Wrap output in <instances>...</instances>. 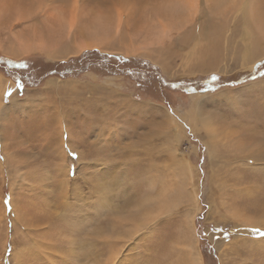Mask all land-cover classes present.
Masks as SVG:
<instances>
[{
  "label": "rangeland",
  "instance_id": "rangeland-1",
  "mask_svg": "<svg viewBox=\"0 0 264 264\" xmlns=\"http://www.w3.org/2000/svg\"><path fill=\"white\" fill-rule=\"evenodd\" d=\"M10 1L0 76L15 91L0 105L20 104L0 112V264H264V54L251 72L242 62L250 2L221 0L222 13L198 0L196 14L186 0ZM159 23L168 32L146 52L101 40ZM211 31L219 58L205 72L195 60Z\"/></svg>",
  "mask_w": 264,
  "mask_h": 264
},
{
  "label": "bare ground",
  "instance_id": "bare-ground-1",
  "mask_svg": "<svg viewBox=\"0 0 264 264\" xmlns=\"http://www.w3.org/2000/svg\"><path fill=\"white\" fill-rule=\"evenodd\" d=\"M7 1V0H6ZM12 1V0H11ZM10 1V2H11ZM17 1V0H16ZM26 1V0H25ZM28 1V0H27ZM29 1H31V0H29ZM36 0H34V2H35ZM127 1H129V0H127ZM155 1V0H154ZM163 1V0H162ZM165 1V0H164ZM167 1H169V0H167ZM223 1H225V0H222V2ZM227 1V0H226ZM232 1V0H231ZM256 0H246L245 2L246 3H249V7H250V10H249V12H250V14H249V17H250V19H248V17L247 18H245V21L244 22H242L243 23V26L241 27L242 28V30H243V33H242V35H241V39L243 40V43H244V48H243V54H242V62L245 60H247V63L249 62H251V61H253L256 57H260V56H262L263 54H264V3H262V2H260V1H256ZM9 2V3H10ZM60 2V1H59ZM149 2V1H148ZM156 2V1H155ZM209 2V0H202V10L201 11H203V10H206V4ZM222 2H221V0H213V2H211L212 4V6H213V9L214 10H216V11H220V12H222V10H221V8H224L223 6H221L222 5ZM239 2H240V0H239ZM8 3V2H7ZM32 3H33V0H32ZM153 3V2H152ZM167 3V2H166ZM188 3V8H189V10H191V9H194V11L193 12H197L196 14H200V13H198V11L196 10V8H197V6L199 5L200 6V4H198V0H186V4ZM221 3V4H220ZM225 3V2H224ZM230 3H233V2H230ZM17 4V3H16ZM20 4V3H19ZM26 4V3H25ZM38 4V3H37ZM37 4H35V5H37ZM177 4V3H176ZM6 5V4H5ZM13 5V4H12ZM29 5V4H28ZM153 5H154V3H153ZM229 5V4H228ZM227 5V6H228ZM246 5V4H245ZM10 6V5H9ZM39 6V5H38ZM155 6V5H154ZM157 6V5H156ZM240 6V5H239ZM238 6V7H239ZM13 7V6H12ZM15 7V6H14ZM29 8L30 7H32V6H28ZM45 7V6H44ZM144 7V6H143ZM209 7V6H208ZM245 7V6H244ZM35 8V7H34ZM160 8V7H159ZM144 8H142V10H143ZM148 9V8H147ZM146 9V10H147ZM232 9V8H231ZM25 10H27V9H25ZM43 11V10H42ZM49 11V10H48ZM165 11V10H164ZM225 11V10H224ZM263 11V12H262ZM27 12H30V11H27ZM55 12V11H54ZM145 12V11H144ZM182 12V11H181ZM188 12V11H187ZM190 13H191V11H189ZM30 13H32V12H30ZM50 13V12H49ZM52 13H53V11H52ZM51 13V14H52ZM160 13V12H159ZM159 13H158V15H159ZM173 13V12H172ZM223 13V12H222ZM241 13V12H240ZM50 14V15H51ZM175 14V13H174ZM194 14V13H193ZM31 15V14H30ZM46 15V14H45ZM53 15V14H52ZM60 15V14H59ZM59 15H58V17H59ZM172 15V14H171ZM177 15V14H176ZM181 15V14H180ZM28 16V15H27ZM37 16V15H36ZM57 16V15H56ZM61 16V15H60ZM170 16V15H169ZM179 16V15H178ZM190 16V15H189ZM201 16V15H200ZM206 16V15H205ZM205 16H203V17H205ZM157 17V16H156ZM155 17V18H156ZM160 17V16H159ZM163 18H164V16H162ZM173 18H174V15L172 16ZM192 17V16H191ZM37 18H39V17H37ZM52 18H53V16H52ZM171 18V17H170ZM169 18V19H170ZM41 19V18H40ZM43 19H45V17L43 18ZM63 19V18H62ZM166 19V18H165ZM189 19V18H188ZM193 19V18H192ZM233 19V18H232ZM234 19H235V17H234ZM46 20V19H45ZM59 20H61V19H58L57 18V21H59ZM152 20V19H151ZM150 20V21H151ZM158 20V19H157ZM171 20V19H170ZM202 20V19H201ZM44 21V20H43ZM42 21V22H43ZM148 21V20H147ZM149 21V22H150ZM156 21V20H155ZM178 21V20H177ZM238 21V20H237ZM40 22V21H39ZM49 22H50V20H49ZM52 22V21H51ZM61 22V21H60ZM59 22V23H60ZM175 22V21H174ZM181 22V21H180ZM185 22H186V19H185ZM184 22V23H185ZM58 23V22H57ZM241 23V22H240ZM36 24H37V22H36ZM51 24V23H50ZM56 24V23H55ZM60 24H62V23H60ZM160 24V23H159ZM176 24V23H175ZM178 24H180V23H178ZM199 24V23H198ZM42 25V24H41ZM46 25V24H45ZM52 26H54V25H52ZM133 26V25H132ZM131 26V27H132ZM156 26V27H155ZM155 26H146V28H143V29H137L136 31L137 32H135V33H133V34H129L128 32L127 33H116V34H118V36H117V38L116 39H114V37L112 36V35H106L105 37H101V40L104 42V44H106V45H109L110 47H112L113 48V46L114 47H119V48H122V44L124 43V42H129L131 45L130 46H127V47H125L124 46V48L126 49V48H129V47H133L134 46V48H135V50H141V51H143V52H146V50L148 49V46L150 45V42L153 40V39H157L156 41H160V40H162L165 36H164V34L166 33V32H168V31H166V29H165V26L163 25V24H160L159 26H157V25H155ZM174 26V25H173ZM185 26V25H184ZM195 26V25H194ZM179 27V26H178ZM185 27H187V26H185ZM190 27V26H189ZM30 28V27H29ZM127 28V27H126ZM176 28H177V26H176ZM50 29H51V27H50ZM169 30H171V29H169ZM189 30V29H188ZM206 30H207V28H206ZM58 31V30H57ZM185 31V30H184ZM192 31V30H191ZM60 32V31H59ZM62 32V31H61ZM174 32V31H173ZM185 33H187L186 31H185ZM55 34V33H54ZM228 34V33H227ZM57 35V34H56ZM169 35V34H168ZM177 35H179V34H177ZM55 36V35H54ZM95 36V35H94ZM172 36V35H171ZM170 36V37H171ZM190 40H192V39H194L195 41H197L198 42V40H199V36L197 37V36H193L191 33H190ZM188 36V37H189ZM220 34H217L216 32H206L204 35H202V39H203V42L199 45V46H201V45H203V47H204V49H201L200 51H199V57L195 60L198 64H199V66H198V68L201 70V69H206V70H204L205 72H208L209 70H211V71H216V69H217V67H216V63H217V57H218V54H219V50H220V42H219V39H220ZM90 37V36H89ZM187 37V38H188ZM54 39H56V38H54ZM225 39V38H224ZM228 39V38H227ZM112 40H114V42L112 43ZM174 40H176V39H174ZM185 40V39H184ZM226 40V39H225ZM90 41V40H89ZM182 41V40H181ZM92 42V41H91ZM170 42V41H169ZM189 42V41H188ZM235 42V41H234ZM241 42V41H240ZM90 43V42H89ZM89 43H83V46H81V48H89L90 46L88 45ZM183 43V42H182ZM236 43V42H235ZM242 43V42H241ZM19 44H22V43H20L19 42ZM81 44V43H80ZM92 44H95V42L93 41L92 42ZM163 44V43H162ZM166 44V43H165ZM175 44V43H174ZM198 43H194V44H192L193 46H192V49H195L198 45H197ZM169 45V44H168ZM197 45V46H196ZM226 45V44H225ZM224 45V46H225ZM239 45H240V43H239ZM78 47V46H77ZM164 48V47H163ZM186 48V47H185ZM30 49V48H29ZM40 49V48H39ZM42 49V48H41ZM123 49V48H122ZM160 49V48H159ZM166 49V48H165ZM25 50H28L27 49V47L25 48ZM162 50V49H161ZM1 52V51H0ZM153 52V51H152ZM161 52V51H160ZM194 52V51H193ZM234 52H236V50H234ZM6 53V52H5ZM49 53V52H48ZM47 53V54H48ZM58 53V52H57ZM126 53V52H125ZM242 53V52H241ZM7 54H9V55H12V53H8L7 52ZM179 54V53H178ZM234 54V53H233ZM238 54H239V52H238ZM240 55V54H239ZM53 56V55H52ZM225 56V55H224ZM50 57V56H49ZM53 57H56V55L55 56H53ZM226 57V56H225ZM224 57V58H225ZM52 58V57H51ZM147 58V57H146ZM219 58V57H218ZM54 59V58H53ZM166 59V58H165ZM181 59H182V57H181ZM186 59V58H185ZM192 59V58H191ZM190 59V60H191ZM164 60V59H163ZM241 61V60H240ZM234 62V61H233ZM180 63V62H179ZM185 63V62H184ZM183 63V64H184ZM256 63V61L255 62H252V63H250L249 65H247V67H249L250 69H249V71L250 70H253L254 69V64ZM160 64V63H159ZM168 64V63H167ZM224 64V63H223ZM222 64V65H223ZM240 64V63H239ZM164 65V64H163ZM188 65H190V64H188ZM192 65V64H191ZM195 65H196V63H195ZM184 66V65H183ZM185 67V66H184ZM190 67V66H189ZM243 67V66H242ZM191 68V67H190ZM186 70H189V69H186ZM170 72V71H169ZM251 72V71H250ZM13 86V84H11L10 83V80H7L6 81V79L4 78V77H2V76H0V92H1V95H3V93H4V91H7V90H9L10 89V91H11V89H13L14 91H15V89H14V86ZM250 86V85H249ZM49 90V89H48ZM95 99V98H94ZM11 100V99H10ZM9 100V101H10ZM15 100V99H14ZM14 100H12L11 101V103H9V106H7V107H2L1 105H0V112H1V110L3 111V110H7V109H16L17 107H18V105L20 104H18V102H16V101H14ZM196 101V100H195ZM94 102V101H93ZM18 104V105H17ZM193 104V103H192ZM86 105V104H85ZM6 106V105H5ZM123 106H125V114H126V116L127 117H130V118H133V119H135V118H137L138 116H142L143 117V119H144V116L145 115H143V113H141L140 111L141 110H139V105H135V104H133L132 102H130V101H128V100H126V99H124V105ZM142 108V107H141ZM140 108V109H141ZM146 109V108H145ZM194 107L191 109V112L192 113H194L193 111H194ZM2 113V112H1ZM3 113H5L6 114V112L5 111H3ZM195 114V113H194ZM192 115V114H191ZM1 116V115H0ZM3 116V115H2ZM194 115H192V117H191V120L189 121V124H190V126H191V129L192 130H195V131H197V129H196V122H195V118L193 117ZM148 117V116H147ZM176 122V121H175ZM177 123V122H176ZM49 126V125H48ZM175 126V125H174ZM176 127V126H175ZM1 129V131H2V128H0ZM1 131H0V135H2L1 134ZM207 133H208V136H211V133L209 132V131H207ZM3 135H4V133H3ZM2 138H4L3 136L1 137V140H2ZM5 140V139H4ZM3 141V140H2ZM5 145V144H4ZM6 146V145H5ZM4 147V146H3ZM7 147V146H6ZM9 147V146H8ZM15 151H16V149H15ZM17 152V151H16ZM8 155V154H7ZM264 157V156H263ZM7 158H8V156H7ZM258 160H260V159H258ZM67 167H68V165H67ZM184 168H187V165L184 167ZM188 169V168H187ZM63 172V171H62ZM188 172H189V170H188ZM65 173V172H64ZM195 195H194V204H195ZM158 207V206H157ZM196 210H198V207L196 206V208H195V211ZM132 214H134V213H132ZM141 214H142V212H141ZM140 213L139 214H134L133 216H131L130 217V219L131 220H133V221H140V219H141V217H142V219H143V217H144V214H142V216L140 217V215H141ZM78 221V220H77ZM81 223V222H80ZM138 225H139V223H138ZM259 227H261V226H259ZM76 229H77V227H75ZM75 231V230H74ZM187 232V231H186ZM175 253V252H174ZM199 259V258H198ZM196 261H197V258H196ZM197 264H198V262H197Z\"/></svg>",
  "mask_w": 264,
  "mask_h": 264
},
{
  "label": "snow or ice",
  "instance_id": "snow-or-ice-1",
  "mask_svg": "<svg viewBox=\"0 0 264 264\" xmlns=\"http://www.w3.org/2000/svg\"><path fill=\"white\" fill-rule=\"evenodd\" d=\"M6 95H10V94L6 93ZM113 187H114V185H113ZM96 190L97 191H101V192L104 191L105 190L104 184L101 183L100 186ZM5 203L8 204L9 201H5ZM143 223L146 224V225L150 224L151 223V219L146 217V218H144ZM156 227H159V225H156V226H154L152 228H149V231H155Z\"/></svg>",
  "mask_w": 264,
  "mask_h": 264
},
{
  "label": "trees",
  "instance_id": "trees-1",
  "mask_svg": "<svg viewBox=\"0 0 264 264\" xmlns=\"http://www.w3.org/2000/svg\"><path fill=\"white\" fill-rule=\"evenodd\" d=\"M5 63H6V65H9V64L13 65L15 69H17L16 66H18V65L20 64L19 62L13 63L12 61H9V60L5 61ZM15 80H16V82L18 83V85H20V86H21V85H22V86L25 85L24 82H23L22 77H16ZM16 82H15V83H16ZM23 84H24V85H23Z\"/></svg>",
  "mask_w": 264,
  "mask_h": 264
},
{
  "label": "flooded vegetation",
  "instance_id": "flooded-vegetation-1",
  "mask_svg": "<svg viewBox=\"0 0 264 264\" xmlns=\"http://www.w3.org/2000/svg\"><path fill=\"white\" fill-rule=\"evenodd\" d=\"M254 69H255V67H254ZM254 69H253V70H254ZM253 70H252V71H253Z\"/></svg>",
  "mask_w": 264,
  "mask_h": 264
}]
</instances>
